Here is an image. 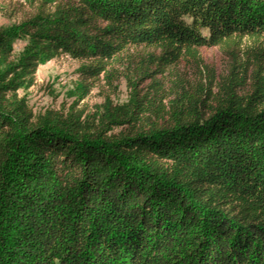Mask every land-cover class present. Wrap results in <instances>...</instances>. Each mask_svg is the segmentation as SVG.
I'll use <instances>...</instances> for the list:
<instances>
[{
	"label": "trees",
	"instance_id": "obj_1",
	"mask_svg": "<svg viewBox=\"0 0 264 264\" xmlns=\"http://www.w3.org/2000/svg\"><path fill=\"white\" fill-rule=\"evenodd\" d=\"M22 1L0 28V264H264V0ZM204 48L226 75L176 73ZM61 55L129 99L35 114Z\"/></svg>",
	"mask_w": 264,
	"mask_h": 264
},
{
	"label": "rangeland",
	"instance_id": "obj_2",
	"mask_svg": "<svg viewBox=\"0 0 264 264\" xmlns=\"http://www.w3.org/2000/svg\"><path fill=\"white\" fill-rule=\"evenodd\" d=\"M34 13L35 7L31 1L0 0V28L4 27L14 33L20 29L21 22ZM25 45L26 42L16 34L12 43L13 54H19ZM151 54H156L152 48H133L130 51V59L132 57L138 61L141 57ZM83 63L81 60L61 55L39 66L35 84L26 91L29 105L35 114L48 109L66 113L76 106L83 109L87 115H92L107 98H111L114 103H123L129 99L130 88L124 77L111 80L101 75L95 80L90 79L81 70ZM230 66V57L220 49L204 48L200 50L199 60L186 59L174 69L185 79L195 80L204 78L208 73L222 77L228 73Z\"/></svg>",
	"mask_w": 264,
	"mask_h": 264
}]
</instances>
